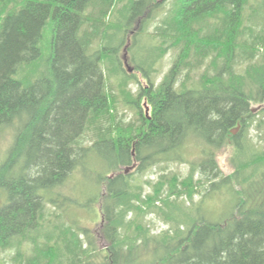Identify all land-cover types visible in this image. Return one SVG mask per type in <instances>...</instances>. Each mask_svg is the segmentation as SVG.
Returning <instances> with one entry per match:
<instances>
[{"label": "trees", "instance_id": "1", "mask_svg": "<svg viewBox=\"0 0 264 264\" xmlns=\"http://www.w3.org/2000/svg\"><path fill=\"white\" fill-rule=\"evenodd\" d=\"M156 14L151 35L129 36V51L147 41L137 60L132 54L148 86L135 100L144 98L147 112L137 106L125 122L111 104L108 63L118 60L126 29L139 23L145 33ZM168 50L174 59L155 85ZM40 59L44 69L25 82V68ZM251 128L264 142V0H0V134L11 131L14 143L0 163V251L15 250L0 264H264V145L248 136ZM227 142L235 162L224 175L218 154ZM190 148H198L194 168L208 184L188 210L173 200H192L198 183L160 174L144 181L146 193L116 171L192 162ZM72 180L90 183L89 198L56 190ZM217 191L223 214L212 219L218 212L200 205ZM91 204L109 221L106 251L61 217ZM146 209L175 224L154 234L136 218Z\"/></svg>", "mask_w": 264, "mask_h": 264}, {"label": "rangeland", "instance_id": "2", "mask_svg": "<svg viewBox=\"0 0 264 264\" xmlns=\"http://www.w3.org/2000/svg\"><path fill=\"white\" fill-rule=\"evenodd\" d=\"M257 3V2H256ZM257 5V4H256ZM250 9V8H249ZM249 11L247 10V13ZM160 21L159 15H155L151 21L149 22L145 33H137L139 30L142 29V26L139 23H134L132 24L131 27L127 28V32L124 35V40L122 45L119 46V51L117 53V61L115 63H108V69L114 68L113 73L109 74V81H108V86L107 90L108 92L111 91L113 93V99L114 102H112V107L114 108V113L117 114L119 118L127 122L128 120H134L135 114L134 110L137 108V106H141L142 112L146 113V100L143 98L140 103H136L135 100V94L137 90L140 88V86L143 87H148L147 83L144 81L143 77H141V74L139 71L133 67H136V63L133 62V57L132 54L135 53L137 56L135 57V60L138 59L139 52H143L144 45L147 41H145L146 38H143L141 45H138L137 47V52L133 50L129 51V46L131 44V35L134 33L143 36V35H151L153 32V27L157 22ZM101 37V36H100ZM130 40V41H129ZM48 45H49V31L45 33L44 37V46L42 49L43 55L48 50ZM147 51V49H146ZM176 56V53H175ZM121 58L123 60H121ZM174 59V53L171 50H168L165 55L159 58L160 61V67H159V72L153 75L155 76L154 78V84L158 85V83L162 80L163 75L168 71L169 67L172 64V61ZM123 61V62H122ZM120 66H119V65ZM106 65V62H105ZM45 63L42 59L38 60L37 62H34L30 65H28L25 68L24 73L22 74V79L25 82H28L31 80L32 77H34L41 69H44ZM120 67V71H116L117 68ZM111 72V71H110ZM128 73V81L125 86H118V82L121 79L122 74ZM198 75L196 74V79H198ZM137 79V82L134 80ZM129 92L131 95H125L123 96L122 91ZM260 104L257 103H250V109L252 110L251 112H256V107H258ZM255 109V111L253 110ZM234 132L231 131V136L233 137L238 133L239 126H236L233 128ZM259 133V132H258ZM257 131L255 128H251L248 131V136H252L254 139V142H256L258 145H264V142L260 140V138H257L258 135ZM86 143L89 144V139H86ZM188 144L189 147L196 145L194 142V139L192 137L188 138ZM233 146L231 143L227 142L226 145L222 146L221 150L219 151L218 154V164L219 168L223 171L224 175L230 174L233 169H234V162L235 159H232L233 156ZM14 148V143H13V134L11 131L7 132H2L0 134V163L3 161L5 156L9 155L12 153ZM199 150L198 148H190L189 149V160L192 162H186V163H178V162H170V163H162L159 166L157 165L156 167H153L149 170H147L145 173H139L135 169H131L128 172L125 173V166L121 169H117L116 171L119 172L121 171L125 176L128 178L130 177V180H134L135 184L137 186H142L144 192L148 193L150 191V185L144 184V181L149 180V181H154L160 174H165V175H170V174H175L178 179H183V178H188L187 182L188 185L189 181L191 183H198V186L191 192L192 195V200L189 201L187 196L183 194L180 197L174 198L173 202L178 203L181 205V208L184 207L185 210H188V208L185 205L192 204L197 205L199 202V199L201 198L202 194L204 193L205 187H207L206 181H202L203 178L200 176L199 172L195 170L194 166L197 160H199ZM196 158V159H195ZM136 161H134L135 163ZM135 164H138L136 162ZM192 166V167H191ZM103 170V166L101 164H96L94 166V171L96 173H100V171ZM92 174V173H91ZM111 171H107L105 176L111 175ZM94 177L95 174H92ZM74 180L69 181L66 183L64 186L56 189L58 190L62 195H68L70 199H74L77 197L78 200H80V197L85 199L89 198L90 193L92 192V187L90 183L87 181L82 184V186L79 185L76 186L74 185ZM196 185V184H195ZM192 188V187H190ZM83 190L84 192L81 193L80 191ZM223 191H217V194L212 196L211 198H208L206 201H204L200 205V209L202 212H204L206 215H211V214H217L212 216V219L218 218L221 214L219 213L220 209L222 208V205L225 201ZM223 198V199H222ZM91 207L93 208L92 211L88 210L87 208H78V207H67L65 208L66 210L61 214V217L67 221V222H76L80 227L84 228L91 234V240L92 244L95 247V249H103L106 251L107 245H106V239L102 234V231L104 228H106L109 225V221L106 220V217L104 215L99 214V207L98 204H91ZM190 207V206H188ZM194 207V206H193ZM50 211H53V208L48 206ZM148 210L146 209L144 213L139 214L136 218L141 219L143 222L147 221L149 224V229L152 230L154 234H157L159 231L164 230L168 228V225H174L175 222L174 220L169 222V224H166L164 222V219H161L157 214L155 213H146ZM182 215V214H181ZM181 215L179 216L178 224H183L182 221L185 219L181 218ZM187 216V217H186ZM184 217L187 219L189 217L188 215H184ZM131 229L127 230L126 233H129ZM14 249H7L0 251V260H6L7 262H10L11 256L14 253Z\"/></svg>", "mask_w": 264, "mask_h": 264}, {"label": "water", "instance_id": "3", "mask_svg": "<svg viewBox=\"0 0 264 264\" xmlns=\"http://www.w3.org/2000/svg\"><path fill=\"white\" fill-rule=\"evenodd\" d=\"M254 111H255V109H253ZM231 131H233L234 132V130H231ZM132 168V166L131 167H127L126 169H125V172H128V170L129 169H131ZM113 175L111 174L109 177L111 178Z\"/></svg>", "mask_w": 264, "mask_h": 264}]
</instances>
